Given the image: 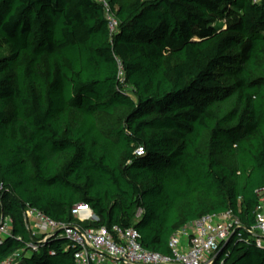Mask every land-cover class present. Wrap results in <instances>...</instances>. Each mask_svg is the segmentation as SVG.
<instances>
[{"label": "trees", "instance_id": "1", "mask_svg": "<svg viewBox=\"0 0 264 264\" xmlns=\"http://www.w3.org/2000/svg\"><path fill=\"white\" fill-rule=\"evenodd\" d=\"M107 1L113 33L99 0H0V212L12 219L0 264L31 242L21 264H75L76 243L34 236L29 208L135 226L163 254L204 215L256 225L264 0ZM81 203L98 220L79 222ZM216 256L264 264V246L243 230Z\"/></svg>", "mask_w": 264, "mask_h": 264}, {"label": "built area", "instance_id": "2", "mask_svg": "<svg viewBox=\"0 0 264 264\" xmlns=\"http://www.w3.org/2000/svg\"><path fill=\"white\" fill-rule=\"evenodd\" d=\"M99 1L103 2L106 8L109 29L113 33L117 30L119 21L108 1ZM2 188L0 185V192ZM257 196L259 202L255 210L256 225L245 227L231 211L219 215H204L193 222L190 229L187 226L171 237L170 254L147 250L142 245L141 233L135 226L114 225L110 229L83 228L78 224L67 226L36 208H29L26 216L30 230L46 226L49 233L64 231V235L72 239L78 247L75 264H215L216 252L220 245L228 242L233 236L240 237L243 230L256 237L258 244L263 246L264 188L257 191ZM141 213L142 210L139 215ZM72 214L82 223L98 220V216L85 203L75 206ZM38 224L42 226L39 227ZM11 235L12 219L0 212V243ZM38 247V243L31 242L25 250L17 252L2 264H21L22 253L31 254L37 251Z\"/></svg>", "mask_w": 264, "mask_h": 264}, {"label": "rangeland", "instance_id": "3", "mask_svg": "<svg viewBox=\"0 0 264 264\" xmlns=\"http://www.w3.org/2000/svg\"><path fill=\"white\" fill-rule=\"evenodd\" d=\"M129 92H132V90L129 88ZM32 226L34 225L33 223L31 224ZM38 226H42L41 224H38ZM192 227V224H190L187 228L190 229ZM31 231L33 233L34 236L36 237H41V235L43 233H49L48 229L46 228V226H42L41 228H31Z\"/></svg>", "mask_w": 264, "mask_h": 264}, {"label": "water", "instance_id": "4", "mask_svg": "<svg viewBox=\"0 0 264 264\" xmlns=\"http://www.w3.org/2000/svg\"><path fill=\"white\" fill-rule=\"evenodd\" d=\"M263 246H264V243H263Z\"/></svg>", "mask_w": 264, "mask_h": 264}]
</instances>
